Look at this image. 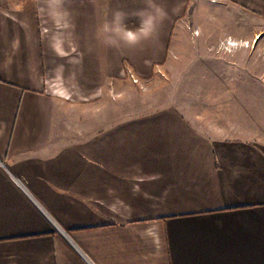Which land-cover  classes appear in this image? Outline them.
Returning <instances> with one entry per match:
<instances>
[{"label": "crops", "instance_id": "obj_1", "mask_svg": "<svg viewBox=\"0 0 264 264\" xmlns=\"http://www.w3.org/2000/svg\"><path fill=\"white\" fill-rule=\"evenodd\" d=\"M0 264H264V0H0Z\"/></svg>", "mask_w": 264, "mask_h": 264}, {"label": "rangeland", "instance_id": "obj_2", "mask_svg": "<svg viewBox=\"0 0 264 264\" xmlns=\"http://www.w3.org/2000/svg\"><path fill=\"white\" fill-rule=\"evenodd\" d=\"M209 9H211V7H209ZM223 38L224 39H221V40L224 41L227 44H230V42H233L227 36H225ZM255 40H256V38H254L252 41H255ZM244 41H247V40H244ZM244 41H242V45H243ZM252 43L253 42H251L248 46L249 47L252 46ZM245 47H247V46H245ZM129 76H130L129 77L130 82L129 83H127V82L125 83V90H126V94L128 92L126 97L128 96L130 99H132V97H133V95L135 93H139V92H141L143 94H148V95L152 94V93H154V90H152V89L156 88L159 85L162 86V84H163V78L162 79H152L150 81H141L140 79H138V77H136L133 74H129ZM111 86H112V84L110 83L109 84L110 96L114 99L117 96V92L115 91V88L112 89L113 86L112 87ZM161 86H159V87H161Z\"/></svg>", "mask_w": 264, "mask_h": 264}, {"label": "clouds", "instance_id": "obj_3", "mask_svg": "<svg viewBox=\"0 0 264 264\" xmlns=\"http://www.w3.org/2000/svg\"><path fill=\"white\" fill-rule=\"evenodd\" d=\"M127 36L130 40H134L135 39V36L133 35L132 31L128 30L127 32Z\"/></svg>", "mask_w": 264, "mask_h": 264}, {"label": "built area", "instance_id": "obj_4", "mask_svg": "<svg viewBox=\"0 0 264 264\" xmlns=\"http://www.w3.org/2000/svg\"><path fill=\"white\" fill-rule=\"evenodd\" d=\"M230 44H231V45H235L236 42L233 41V42H230ZM249 44H250V43H249L248 41H244V42H243V45H244V46H248Z\"/></svg>", "mask_w": 264, "mask_h": 264}]
</instances>
